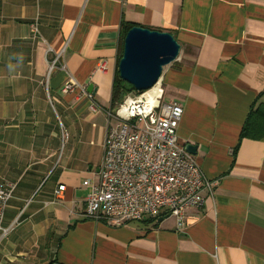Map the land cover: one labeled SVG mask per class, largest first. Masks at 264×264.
<instances>
[{
    "label": "crops",
    "instance_id": "0c3cea01",
    "mask_svg": "<svg viewBox=\"0 0 264 264\" xmlns=\"http://www.w3.org/2000/svg\"><path fill=\"white\" fill-rule=\"evenodd\" d=\"M126 25L180 45L162 102L181 105L178 140L216 183L180 228L84 218ZM58 56L65 70L48 75ZM69 78L92 99L63 93ZM261 104L264 0H0V183L15 186L0 264H264V134L239 142Z\"/></svg>",
    "mask_w": 264,
    "mask_h": 264
},
{
    "label": "built area",
    "instance_id": "2783aa9c",
    "mask_svg": "<svg viewBox=\"0 0 264 264\" xmlns=\"http://www.w3.org/2000/svg\"><path fill=\"white\" fill-rule=\"evenodd\" d=\"M58 59L59 56L48 67V75L55 69L65 70V66H56ZM98 68L105 70L103 63ZM155 87L152 101L145 98L148 91L130 95L118 108L106 113L109 121L97 181L83 182L90 188L85 219L117 228L165 214L174 217L180 228L185 212L202 208L204 195L212 196L216 183L203 176L193 156L178 140L181 105L162 102L160 82ZM76 88L92 99L73 78H69L62 92ZM14 191L13 184L0 183V243L11 230L3 226V221ZM62 191L64 186H59L55 194Z\"/></svg>",
    "mask_w": 264,
    "mask_h": 264
},
{
    "label": "water",
    "instance_id": "95a60500",
    "mask_svg": "<svg viewBox=\"0 0 264 264\" xmlns=\"http://www.w3.org/2000/svg\"><path fill=\"white\" fill-rule=\"evenodd\" d=\"M179 53L180 45L170 34L134 27L123 39L118 77L138 93L149 91L160 82L163 69L177 61ZM87 93L95 95L91 84ZM195 149L185 147L192 156Z\"/></svg>",
    "mask_w": 264,
    "mask_h": 264
},
{
    "label": "trees",
    "instance_id": "16d2710c",
    "mask_svg": "<svg viewBox=\"0 0 264 264\" xmlns=\"http://www.w3.org/2000/svg\"><path fill=\"white\" fill-rule=\"evenodd\" d=\"M133 25H126L123 28L122 34H121V40H120V46H119V58L121 54V48H122V40L125 37L126 33L134 28ZM134 94L139 95L141 93L135 92L134 89H132L130 86L122 82L119 77L118 73H115V76L113 78L112 83V89H111V97H110V103L108 111H114L118 106L123 102L126 96ZM255 106L251 107V111L248 114L247 119L245 120L240 136H239V142L243 138H250L254 140L260 139L264 134V105L261 104L258 107L254 108ZM237 147L235 148V150ZM148 220V219H146ZM156 219H151L149 222L153 224V227L157 225L155 222Z\"/></svg>",
    "mask_w": 264,
    "mask_h": 264
},
{
    "label": "bare ground",
    "instance_id": "6f19581e",
    "mask_svg": "<svg viewBox=\"0 0 264 264\" xmlns=\"http://www.w3.org/2000/svg\"><path fill=\"white\" fill-rule=\"evenodd\" d=\"M157 87L151 89L150 91H148L145 95V98L148 100V101H152L154 99V91L156 90Z\"/></svg>",
    "mask_w": 264,
    "mask_h": 264
},
{
    "label": "rangeland",
    "instance_id": "374dc122",
    "mask_svg": "<svg viewBox=\"0 0 264 264\" xmlns=\"http://www.w3.org/2000/svg\"><path fill=\"white\" fill-rule=\"evenodd\" d=\"M167 68V67H166ZM166 68H164L163 70H165ZM2 78V77H1ZM4 78V77H3ZM161 85V84H160ZM136 92V91H135ZM132 96H135L134 94H130ZM95 123H98L96 120L94 121ZM110 125L114 124V120H111V122L109 123Z\"/></svg>",
    "mask_w": 264,
    "mask_h": 264
}]
</instances>
